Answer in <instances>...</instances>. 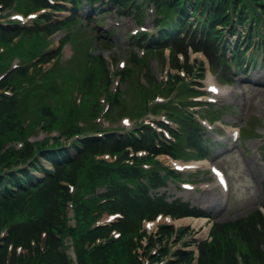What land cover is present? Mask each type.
I'll return each mask as SVG.
<instances>
[{
    "label": "rangeland",
    "instance_id": "rangeland-1",
    "mask_svg": "<svg viewBox=\"0 0 264 264\" xmlns=\"http://www.w3.org/2000/svg\"><path fill=\"white\" fill-rule=\"evenodd\" d=\"M22 3L25 0H19ZM67 1V4L62 2ZM111 0L105 1V4L102 6L105 9L111 7ZM70 0H60L58 3V7L62 8V12L49 13L48 17L52 18L53 16L61 17L69 19L72 16H67L70 12L65 13L64 10L69 9L68 4ZM83 10L87 8V4L83 3ZM97 6H101L100 3ZM149 6V7H148ZM57 7V6H56ZM151 7V2L142 3L141 0H134L130 5H128L124 9H119L117 6H113V11L111 13L105 14L99 13L102 9L96 10L94 15L104 16L103 22L101 26L96 27V34H94V27L90 28L86 27V32L89 33L87 35L83 34V31H80L82 34V39L77 40L76 34L78 32L73 33L69 32L67 37V44L62 48L61 52L63 54L62 58H58L57 62L54 63L53 67L50 68L44 74H41L38 79V85L34 86V91L38 93H43L53 98H61L60 105H63L65 109L69 108L70 111H74L76 109L81 113V119L86 123H92V113H94L90 109V101L93 107H96L100 104L102 98H106L109 101L111 90L109 86L103 82V77L106 74V70L99 64H97L98 57V49L100 47L103 52L102 42L98 40L95 35L105 34V30L103 31L101 28H108L107 25L112 26L113 29V45L111 48V57L116 56L117 60L121 58L130 57L125 55L123 52L127 47L126 43V35L138 28V23H143L145 26L150 29L153 28L154 24V13L150 12L149 9ZM23 10V9H22ZM87 11V10H86ZM121 14H119V13ZM65 23H69L70 25L76 23L73 19H69ZM85 22V21H83ZM90 22L88 21L87 24ZM78 23L74 24L77 25ZM193 24V23H192ZM67 24L64 25V27ZM68 26V28H72V26ZM82 27H84V23H82ZM67 28V29H68ZM88 28V29H87ZM242 29V28H240ZM63 31H66L63 28ZM228 34V32H226ZM60 33H57L54 36L55 45L59 37ZM91 41H95L94 44L98 45L95 47L91 41H87V38ZM237 38V37H236ZM236 38L232 35L228 40L230 42H236ZM188 42H193V44L205 47L206 51L211 53V57L215 59L216 62L221 61L217 57L224 55L226 52V48L222 49L219 55H216V52L212 51L211 48L213 45L209 41H202L198 38L195 31H193L190 36L187 34L182 36L179 39L175 40L177 47L182 50L186 57H188ZM230 43V45H232ZM6 52L4 56L8 58H17L22 62H32L31 58L37 54H43L44 48L47 47L48 42L45 41V35L40 34L38 36H34L32 39L26 40V42L22 45H13V44H5ZM135 49V46L133 47ZM251 52V51H250ZM192 51L190 52V59L195 60L194 57L191 56ZM195 54V53H193ZM258 55V53H256ZM262 56V53H259ZM197 56V54L195 55ZM198 59L202 58V55H198ZM41 60L44 62L48 61V56H42ZM95 61V65L92 68L93 79H89L90 72L85 71L84 65L85 61ZM158 62L156 58L151 57L149 61V65H151V69L155 73V75L159 78L160 70L158 71ZM137 65V63L130 64V68H133ZM136 67L134 68L135 71ZM219 70V66L215 68ZM236 72V78L234 79V84L236 88V92H233V95L230 97L227 96L224 100V103H232L237 112H240V116L243 119L240 120V123L248 127V121L250 116H255V121L257 122L256 132L254 133L255 137L246 138L243 142L233 151V152H223L224 147L218 146L216 142L212 140V144H209L211 148H213V157L215 156L220 163H222L226 169H228L230 173V177L233 183V191H232V201L229 206H222L221 203H218L216 196L213 198L208 194L209 192H205L203 194H195L194 192H183L181 193L170 187V190L167 189V198L173 199L180 195L183 199H190L193 204H198L200 206H207V211L211 215L212 222H224L229 219H235L247 214L249 211L256 209L260 204L263 203L264 200V161L259 156V147L264 141V69L262 66L252 65L248 67V70L244 72L243 70H238ZM216 76V75H215ZM128 78V76L126 77ZM124 78V79H126ZM133 81V80H132ZM23 82L27 87H30V80L25 78ZM126 94L124 93L123 96ZM229 97V98H228ZM128 98V96H127ZM228 98V99H227ZM122 100L123 112L129 115H133L132 112L134 110L135 102ZM243 102L245 104L243 105ZM42 104L38 101L32 104V109H38ZM229 108V107H228ZM227 107H221L219 110L215 108L211 109L210 119L213 120L216 117L223 115L224 113H228L230 110ZM232 110V109H231ZM85 114H82V113ZM19 113V111H18ZM98 113L97 116H99ZM21 116V114H20ZM228 116V115H227ZM45 118H43L44 120ZM38 124L34 131L37 129ZM15 133H11L10 136H15ZM213 135V134H212ZM162 190L165 188H161Z\"/></svg>",
    "mask_w": 264,
    "mask_h": 264
},
{
    "label": "trees",
    "instance_id": "trees-1",
    "mask_svg": "<svg viewBox=\"0 0 264 264\" xmlns=\"http://www.w3.org/2000/svg\"><path fill=\"white\" fill-rule=\"evenodd\" d=\"M235 3L237 0L234 1ZM184 0H169L166 2V9L169 12L177 11L180 14H186L187 7ZM200 5V0L195 5L196 8ZM214 14H222L227 6L223 3L216 5L212 2ZM208 35V34H207ZM106 76L103 77V80ZM93 79V73L89 76ZM147 89H143L141 94L146 93ZM13 104H3L0 106V114L12 113ZM111 148L120 149L125 143H117L112 139ZM133 144L141 145L137 140L132 141ZM103 144L98 139H93L85 142L84 149H81L78 157H72L68 152L62 154V160L58 161L54 154L49 153L46 156L48 159H55L56 171L54 173L46 171L45 178L36 176L28 169L23 168L19 171H9L5 174H0V225L9 223L11 225L10 241L15 243H23L30 247L29 239L37 238L40 240V231L47 232V246L44 252L36 248V254L30 258V264H69L68 259L63 251L60 250V239L57 234L62 233L66 229L64 203L68 197L67 190L61 184L62 180H75L80 170H84L85 179L91 183H95L102 179L98 172L99 164L93 163V160L88 159L91 152L100 148ZM150 149L156 150L151 143L145 145ZM29 152L24 153L30 155L31 147L27 148ZM54 153V152H53ZM8 158V162L14 159V155L10 152L2 157ZM7 158H2L7 160ZM31 167L36 169H44L41 162L35 160L31 162ZM137 174V171H133ZM118 176L130 177L128 170H122ZM117 177V175H116ZM111 182L112 194H117L119 197L113 202V208H119L123 211L143 212L154 210L170 209L181 212H195L189 208L188 204L176 203L167 204L161 200L153 202L145 193V185H139V196L137 200L132 201L128 196L127 186L122 184L120 179L112 177ZM117 183V184H116ZM27 194H31V204L24 205L23 198ZM62 197V198H61ZM23 206L25 208H23ZM20 207H22L20 209ZM26 209V212L23 211ZM22 214L19 217L18 213ZM82 210V205L79 204V211ZM144 211V212H145ZM83 215V214H81ZM34 216V219L30 217ZM127 221L122 222V228L125 230ZM81 224L87 225L85 218L81 219ZM214 241L211 244L202 247V264H238L235 251L239 250L244 258L245 264H264V216L259 210H253L249 214L240 217L234 221L218 224L214 226ZM84 232L77 234L78 239L83 236ZM106 234L107 231L100 229L95 234ZM117 244L122 246L119 248ZM133 245L132 239L125 234L122 240L111 241L103 246L96 247L90 251L87 259L81 258L82 264H137V259L124 257L126 251L131 250ZM80 252L82 248L80 247ZM16 254H13V259ZM16 260L11 261L14 264ZM24 260H17L16 264H22ZM6 263V247L0 246V264Z\"/></svg>",
    "mask_w": 264,
    "mask_h": 264
}]
</instances>
